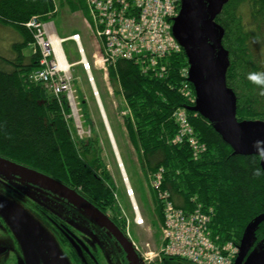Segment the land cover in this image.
Masks as SVG:
<instances>
[{
  "label": "trees",
  "instance_id": "obj_1",
  "mask_svg": "<svg viewBox=\"0 0 264 264\" xmlns=\"http://www.w3.org/2000/svg\"><path fill=\"white\" fill-rule=\"evenodd\" d=\"M64 2L73 12L81 10L87 15L85 0ZM222 6L215 21L224 29L222 46L230 60L226 82L236 94L237 120H264V83L251 79L257 75L264 80V0H227ZM245 7L248 19L243 16ZM59 11L60 3L55 0H0V24L11 26L21 36L11 45L13 56L0 53V155L78 188L123 225L125 219L120 218L122 207L116 197L119 186L111 164L106 162L104 142L87 108L85 93L76 84L92 132L81 138L66 118L64 96L56 97L42 84L28 80L41 57L32 47L35 36L25 24L37 14L46 21L54 19ZM30 47L31 52H25ZM166 63L167 75L160 78L142 73L139 65L128 59L109 67L113 94H123L133 114L132 119L126 116L121 120L146 177L149 171L164 168L163 184L176 205L186 210L198 203L213 208L214 238L239 246L250 223L264 213L262 157L237 152L195 108L196 85L190 74L182 73L190 68L182 44L180 52L170 55ZM183 107L196 137L207 147L197 159L187 140L174 139L179 128L173 114ZM118 109L120 112L121 106ZM150 194L161 225L163 208L152 189ZM254 234L258 241L264 238V221L259 222Z\"/></svg>",
  "mask_w": 264,
  "mask_h": 264
},
{
  "label": "built area",
  "instance_id": "obj_2",
  "mask_svg": "<svg viewBox=\"0 0 264 264\" xmlns=\"http://www.w3.org/2000/svg\"><path fill=\"white\" fill-rule=\"evenodd\" d=\"M86 19L98 40L99 49L94 53L95 64L106 70L116 64L118 60L128 59L139 65L142 73L153 75L158 78L167 75L168 65L166 59L170 55L181 50V43L176 39L172 30L174 17L178 15L181 0H85ZM35 36L32 44L34 51H40V65L38 69L29 74L28 80L35 84H42L50 93L67 101L68 110L66 118L73 122L76 132L81 138L91 136V127L87 126L82 112V99L79 89L76 87L74 69L77 64L84 68L86 76L93 88V95L99 102L101 110L102 99L93 76V66L89 61L82 37L79 33H73L69 37L58 35L53 20H43L37 14L32 16L26 24ZM73 40L77 45L79 55L78 62L70 63L66 54L64 43ZM182 73L189 75V69L184 68ZM111 87V86H109ZM113 91V87H111ZM189 95V92H186ZM124 103L120 111L121 117L133 118L132 110L124 98L119 95ZM100 98V99H99ZM102 112V110H101ZM107 126L108 119L103 116ZM173 117L178 123L179 132L175 136L176 142H187L193 149V157L197 159L207 149L206 144L196 137L192 128L187 110L177 109ZM110 122V121H109ZM111 134V132H110ZM116 153L117 164L123 181L126 185V195L129 197L133 218L137 225L144 226L145 217L142 216L141 208L136 199V192L130 185L129 177L125 171L120 154L113 144ZM165 169L149 171L147 182L150 188L158 196L163 208L164 220L161 224L162 242L157 252L149 250L141 251L143 258L150 261L157 257L172 256L191 261L194 264H234L240 251L234 241L215 239L211 232V223L215 217L213 208H205L203 204H195L192 209L186 210L176 205L171 191L164 187ZM116 197L119 198L118 195ZM120 218L125 219L124 228L131 237V218L124 207ZM149 246L150 243H147ZM133 246L139 249L134 240ZM141 249V248H140Z\"/></svg>",
  "mask_w": 264,
  "mask_h": 264
},
{
  "label": "flooded vegetation",
  "instance_id": "obj_3",
  "mask_svg": "<svg viewBox=\"0 0 264 264\" xmlns=\"http://www.w3.org/2000/svg\"><path fill=\"white\" fill-rule=\"evenodd\" d=\"M70 188L90 201L78 188ZM96 207L107 215L103 208ZM108 218L115 224L121 239L130 241L131 246L132 241L122 224L113 217ZM50 236L60 247V250L54 248L53 254L61 256V264H133L132 254L138 264H194L170 256L145 261L141 252L145 250L141 246V249L123 246L113 230L79 203L34 178L0 165V264H30L29 256H36L33 242H49ZM263 239L258 241L257 235L254 236L239 264H245L256 248L261 249L259 244H263ZM41 254L50 253L45 250Z\"/></svg>",
  "mask_w": 264,
  "mask_h": 264
},
{
  "label": "water",
  "instance_id": "obj_4",
  "mask_svg": "<svg viewBox=\"0 0 264 264\" xmlns=\"http://www.w3.org/2000/svg\"><path fill=\"white\" fill-rule=\"evenodd\" d=\"M225 1L227 0H182V8L179 16L174 18L172 30L176 39L188 53L190 79L196 85L195 108L210 119L214 127L222 133L228 142L232 143L237 152L260 155L262 168H264V120L250 119L238 122L236 94L226 82V69L230 60L227 49L222 46L224 29L215 21ZM232 124L238 126L235 131L236 136L232 134ZM0 165L28 178H34L43 185L59 191L73 202L79 203L95 219L113 230L123 246L132 247L130 241L121 239L115 224L101 209L67 184L65 185L60 180L43 174L35 168L32 169L1 156ZM261 221H264V213L256 217L247 227L239 245L240 252L235 264H239L245 258L254 240V230ZM259 245H261L262 257L258 255L256 248L249 255V264H264V239L263 244ZM28 248L32 251L30 244H28ZM133 255L131 256L133 264H138ZM29 263L36 264V256H29Z\"/></svg>",
  "mask_w": 264,
  "mask_h": 264
},
{
  "label": "rangeland",
  "instance_id": "obj_5",
  "mask_svg": "<svg viewBox=\"0 0 264 264\" xmlns=\"http://www.w3.org/2000/svg\"><path fill=\"white\" fill-rule=\"evenodd\" d=\"M60 3L59 14L53 19L54 24L59 35L71 36V33L78 32L82 37V45H84L86 50V55H88L89 61L93 66V76L96 78L97 88L100 91V98L104 109H106L107 119L110 121L111 129L114 133L115 142L117 143L119 153L122 155L123 162L126 166L127 174H129V179L131 185H133L136 196L138 200L139 207H141L143 217H146V223L144 226H138L133 220V212L129 197L126 196V185L123 181V174L119 169V164H117V157L114 153V148L112 142L110 141L109 132L106 129L105 121L102 117V112L99 107L98 100L93 95V88L86 77L85 70L80 66H74V75L76 78V84L78 88L85 93V99L88 100L87 108L91 112L92 119L100 132V137L105 146V158L108 164H111V169L113 175H115V180L117 186H119V196L122 207H124L130 218L131 224L130 228L132 230V238L137 242L143 250H149L150 252H157L158 246L162 242V228L158 223L157 217H155V206L153 205L152 195L150 194V189L147 184V177L143 171L139 160V154L134 150L132 141L129 140L128 132L125 130V125L121 120L120 112H118V107L124 108V103L121 101L118 95H113L111 90V81L109 76L106 74V70L101 69L97 64H95L96 56L95 52L99 49L98 40L91 27L90 22L86 19L84 12L76 11L73 12L70 6L67 5L64 0H55ZM243 16L248 19L247 7L244 8ZM21 36L17 31H15L11 26H3L0 24V53L4 57L13 56L11 45L16 41L20 40ZM10 46H7V45ZM66 54L69 58L70 63L78 62L81 58L78 52L77 45H75L73 40H69L64 43ZM32 47L27 48V53L31 52ZM29 51V52H28ZM83 112V111H82ZM256 120V119H255ZM236 129H238L237 124H232V134L236 136ZM229 136V133H228ZM251 236H253L251 234ZM49 242H45V246L38 242H33L34 249L36 253V260L38 264H61V256L58 254H53L54 248L60 250L59 245L55 243L52 239ZM147 243H150L148 246ZM48 251L50 254L42 255L44 251ZM258 255L262 257V252L257 248ZM245 264H249L248 261Z\"/></svg>",
  "mask_w": 264,
  "mask_h": 264
},
{
  "label": "bare ground",
  "instance_id": "obj_6",
  "mask_svg": "<svg viewBox=\"0 0 264 264\" xmlns=\"http://www.w3.org/2000/svg\"><path fill=\"white\" fill-rule=\"evenodd\" d=\"M99 99H100V98H99ZM101 110H102V112H103V116H104V117H107L106 109H104L103 104H102ZM107 129H109V130L111 131V134H112V141L115 142L114 133H113V131H112V129H111V125H110V122H109V121H108V123H107ZM115 143H116V142H115ZM116 147H117V143H116Z\"/></svg>",
  "mask_w": 264,
  "mask_h": 264
},
{
  "label": "clouds",
  "instance_id": "obj_7",
  "mask_svg": "<svg viewBox=\"0 0 264 264\" xmlns=\"http://www.w3.org/2000/svg\"><path fill=\"white\" fill-rule=\"evenodd\" d=\"M251 79H253L255 82H257V83H264V80H262L259 76H257V75H253L252 77H251ZM257 174H259V172L257 173Z\"/></svg>",
  "mask_w": 264,
  "mask_h": 264
},
{
  "label": "crops",
  "instance_id": "obj_8",
  "mask_svg": "<svg viewBox=\"0 0 264 264\" xmlns=\"http://www.w3.org/2000/svg\"><path fill=\"white\" fill-rule=\"evenodd\" d=\"M7 46H10V45L8 44ZM26 51H27V50H26ZM26 51H25V52H26ZM28 52H29V51H28Z\"/></svg>",
  "mask_w": 264,
  "mask_h": 264
}]
</instances>
